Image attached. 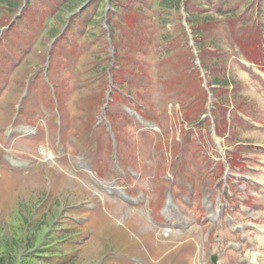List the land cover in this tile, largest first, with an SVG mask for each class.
Listing matches in <instances>:
<instances>
[{
	"label": "rangeland",
	"instance_id": "obj_1",
	"mask_svg": "<svg viewBox=\"0 0 264 264\" xmlns=\"http://www.w3.org/2000/svg\"><path fill=\"white\" fill-rule=\"evenodd\" d=\"M88 1H90V4L86 7L84 4ZM161 1L127 0L130 3L129 6L126 7V10H121L124 14L115 17L116 20L135 26L132 27L133 30L136 29V31L131 30L128 35L124 31L117 30L116 40L117 43H121L119 45L121 52L119 58L122 65L120 78L122 79L124 74L131 73L137 81L139 77L148 80L145 76L137 75L141 74L140 71H146L150 77L156 75L157 78L164 79L172 89L191 90L192 92L187 96L188 98L181 97V99L183 103L190 99V104L193 105L199 101L197 92L200 89V81L198 74H195L196 71L193 72L194 67L190 62L191 51L185 40L180 10L181 4L179 10H168V8H162ZM8 2L9 0H0V3L3 4ZM45 2L48 3L49 0H32L31 6L17 8L16 11L13 10L9 13L5 9L6 5L0 8V27L8 23L13 15L20 19L18 25L15 26L17 35L12 33L14 29L0 35V52L4 54L0 53V64L3 63L0 66V127L5 129L13 125L17 117L18 107L22 100L27 97L26 91L29 79L34 82L32 96L36 101L42 99L40 95L42 83L40 81L44 82L47 92L40 102L46 104L50 109H54L56 97H50V93L54 92L53 87L56 80L59 84L56 86L57 88L61 86L63 81L73 82V86L66 91L62 101H72L70 108L77 114V117H75L77 122L74 120L73 123L77 129L83 131L86 122L81 119L80 112L82 111V114L85 115L92 110L95 111L97 116L99 115L100 104L104 102L103 91L106 90V74H102L103 69L101 67H98L95 73H92L91 68L87 67L83 69L84 78L82 74L77 72V66L83 64L82 62L86 60H97L98 56L94 55V49L104 50L103 48H105L107 51L106 39L96 34V32H100L99 23L105 7L102 8L101 0H71L61 9V13L57 15L55 20V13L57 12L45 8L43 6ZM188 5L187 12L192 23V29H194L193 32H195L201 51H203L202 56L201 54L200 56L203 57V63L208 66L210 79L213 82L217 79L227 80L229 81L227 85L239 84L243 87L237 93L220 94L221 100L225 103L241 106L263 122L264 92L256 83L255 74L250 73L251 70H248L247 66L242 64L244 59L240 55L239 46L230 35L227 21L230 27L233 26L235 32L232 28L231 32L235 40L242 46H247L251 50H256L257 47L264 48V0H190ZM140 8L142 12L136 11ZM74 12H76L74 17L77 15L80 22L88 26V30L80 29L77 34L72 26L70 31L66 33V36L69 37L68 40L60 45L59 50L65 44L72 43V46L68 48L69 54L60 53L58 59V63L67 61L68 65L65 64L66 66L64 65L62 70V73L67 75L51 74V82L49 74L47 75L44 71L41 72L42 68L38 69L37 72L40 77L36 74H30L35 72L37 66L49 59V55L45 54V48L41 50L33 43L29 45L30 39L33 38L32 29L34 27L43 29L42 24L47 22L46 16L51 17V24L46 29L47 35L53 37L67 22V16ZM81 13L82 15H80ZM92 29L95 30L92 32L90 31ZM133 38L137 40L132 44L134 46L132 49L130 41ZM18 39H23L29 46L23 48L18 55H11L9 61L14 68L19 69L16 74L23 77L22 93L21 91L11 90L8 74H12V67L8 62V57L5 56L6 49L11 50L10 41L15 42L16 40L18 42ZM255 43L256 46H254ZM84 46L93 49L90 53L85 54L83 52ZM160 49H164L166 53L163 55ZM51 57L52 59L55 58L53 54ZM77 57H81L82 61L75 59ZM71 63L74 65L69 68ZM97 63L98 61L95 62V65ZM96 74H102L103 76L95 83V79L91 78L97 76ZM139 83L144 84L138 81ZM129 85H127V89ZM74 88H77V91ZM131 93L142 98L143 92L138 94L137 88H134ZM183 94L185 93L183 92ZM154 97L157 106H160L162 104L161 98L156 91ZM177 101L178 99L174 102ZM169 107L168 104L164 106V109ZM35 108L30 105L22 106L20 111L27 117V112L33 111ZM63 110L66 111L67 108L63 106ZM60 112H62L61 109ZM68 120L70 121L69 118ZM78 120L81 122L79 125L77 124ZM124 121L128 122V119L124 118ZM95 122L96 120H93L94 124ZM128 123L130 124V122ZM113 127V133L117 135L116 138H111L108 130L105 133L101 130V127L92 124L94 140L99 142L94 145L100 146V152L93 157L92 162L94 163L91 168L95 170L97 178H100V176L106 178V173L114 171V167L117 168V171H125L130 178L129 182L126 183V188L137 184L138 175L136 173L139 170L141 171L142 180L146 182L149 178L146 171L150 168H157L159 170L158 184L151 185V191H149L148 186L141 185L139 192L136 194L141 196L142 193L146 192L148 194L147 198L142 200L141 197H138L136 206L132 208L123 207V205L114 202L112 199L98 201L95 199L94 192L98 193L101 199H106L113 196L111 194L115 190L122 193L121 189L116 188L118 186L116 183L99 179H94L95 182L80 179L78 181L81 182H78L76 174L78 169L77 159L73 155L65 156L60 161L54 160L49 164L54 166L57 171L64 173L65 178L60 186L46 183L41 177H38L37 180H32V178L17 179L19 182L15 184L14 178L9 177L7 180H9L10 187L8 185L4 186L3 188L6 187L5 190L7 191H5L3 197H0V257H6L9 260L18 259L16 264H38L30 261V259H26L23 263V256L28 251L29 244L33 241H36L35 244L40 243L48 232L62 227L61 223L67 216H69V226H72V217L75 216L68 213V208L77 204V236L88 235L90 238L82 246L74 249L69 246L64 247V251H70V254L79 253V259L73 264H105L111 257L113 261L118 260L123 264H135V262H143L144 264H195L191 241L193 244L197 242L200 244L199 239H202V234L206 237V232L211 233L210 252L223 253L222 264H249L245 260L249 259L251 254L248 244H245L243 254L227 251L226 247L219 244L220 239L223 240L224 236L217 222L210 223L206 221L203 225L204 229L198 225L192 226L193 229H199L195 231L194 236H192L194 233L190 234L192 236L191 241L190 238L185 239L177 246L158 239L154 227L161 221L163 208L167 202V186L165 185L168 184V164L166 160L154 162L152 166L141 162L138 154L139 141L136 143L134 137H128L124 132H121L118 119ZM235 127L238 136V139H235L236 141H258L263 147L252 146V148H255L256 151L261 149L264 151L263 133L254 127L248 129L243 124H235ZM154 135L159 137L161 134L155 133ZM4 136H6L5 133L0 135V146H5L7 143ZM157 136L150 135L144 139L147 143H154V145L160 142L162 147H165L166 144L169 145L170 134L163 135L161 140ZM233 143L227 142L228 145ZM12 149L25 155L33 151V147L27 145V143H21V145L12 143ZM203 150L204 148L197 152L188 151V162L192 155L198 157ZM0 151L4 150L1 148ZM150 152L151 150L147 151L146 156H149ZM156 155H160V151ZM255 158L258 160L264 158V152L259 155L255 154ZM198 160L200 159L198 158ZM250 160L257 162L255 159ZM207 172L208 170L204 164L198 163V166L192 167V172L189 174L191 177L183 180L185 183L192 182L195 177L199 178L197 181L199 201L188 211V215L197 218L198 221L200 219L205 220L203 215L206 209L202 205L201 178ZM258 176L263 177L259 174ZM121 177L122 174H112V182ZM112 184L114 188L109 186ZM182 189H184V186H182ZM181 194L182 191L178 193L177 203L179 206L184 207L186 202ZM129 195L133 194L129 193ZM120 197L127 203L122 194H120ZM86 203L91 206L85 207ZM158 230L159 226L157 232ZM53 233L55 231H52L50 235L52 236ZM210 252L206 250L205 254L209 260ZM258 258H264V248L260 244L257 251ZM200 264H209V262L204 261ZM255 264H258V262Z\"/></svg>",
	"mask_w": 264,
	"mask_h": 264
},
{
	"label": "trees",
	"instance_id": "obj_2",
	"mask_svg": "<svg viewBox=\"0 0 264 264\" xmlns=\"http://www.w3.org/2000/svg\"><path fill=\"white\" fill-rule=\"evenodd\" d=\"M20 3V0H18L17 3L14 0H9L6 5L12 10ZM165 6L178 8L179 1L174 2L172 0H166ZM224 83H227V81H224ZM66 218L61 223L62 227L48 232L40 243L35 244L36 241H33L30 244L28 243L29 247L28 251H26L23 256V263L26 259H30V261L37 262L38 264H61L60 259H64L67 255V252L64 251V247L73 246L74 243L70 241L77 238L75 234L69 232V224ZM52 231H55V233L51 236L50 234ZM14 260L15 259L9 260L6 257H0V264H16L18 259Z\"/></svg>",
	"mask_w": 264,
	"mask_h": 264
}]
</instances>
